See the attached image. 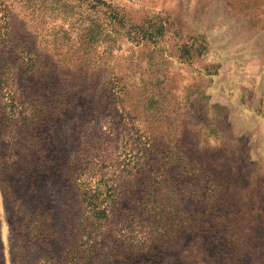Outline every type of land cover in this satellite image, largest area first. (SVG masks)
Here are the masks:
<instances>
[{
  "label": "rangeland",
  "instance_id": "obj_1",
  "mask_svg": "<svg viewBox=\"0 0 264 264\" xmlns=\"http://www.w3.org/2000/svg\"><path fill=\"white\" fill-rule=\"evenodd\" d=\"M0 264H264V0H0Z\"/></svg>",
  "mask_w": 264,
  "mask_h": 264
},
{
  "label": "trees",
  "instance_id": "obj_2",
  "mask_svg": "<svg viewBox=\"0 0 264 264\" xmlns=\"http://www.w3.org/2000/svg\"><path fill=\"white\" fill-rule=\"evenodd\" d=\"M97 4H98V0H97ZM102 4L105 5V3H102ZM82 194L84 196L83 202L84 203H87L88 206L92 207L95 210V213H96V217L97 218H102V217L104 218V217H106V212L104 210H99L97 208L98 207L97 204L94 203V202H96V199H97V197L94 196L95 194H91V192L88 191V190H84ZM234 224L235 223H231L230 224V226H231L232 229H236V227H235Z\"/></svg>",
  "mask_w": 264,
  "mask_h": 264
}]
</instances>
